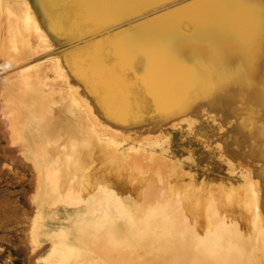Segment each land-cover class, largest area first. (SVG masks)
<instances>
[{
	"label": "bare ground",
	"instance_id": "bare-ground-1",
	"mask_svg": "<svg viewBox=\"0 0 264 264\" xmlns=\"http://www.w3.org/2000/svg\"><path fill=\"white\" fill-rule=\"evenodd\" d=\"M39 1L45 18L46 13L49 16L45 23L48 35L42 34L44 38L57 42L53 36L66 33L71 39L80 37L68 48L50 55L59 53L62 58L65 50L97 42V38L111 32L119 39L116 51L113 47L110 50L115 56L111 62L99 52L102 49L96 48L95 53H88V58L80 57L72 63L71 72L76 78L69 92L82 98L80 104L72 106L82 107L85 115H69V102L66 117L59 119L61 127L70 122H91L96 134L103 137L96 149L88 146L84 152L77 151V159L89 167L81 178H91L90 185L95 189L82 192V199L76 205L72 203L76 206L72 210L45 208L46 216L64 221L65 225L99 222L118 239L131 235L126 228L128 222L147 218L148 227L132 235L137 240L192 238L200 257L198 264H264V0ZM99 25L105 28L99 29ZM130 28L140 31L130 35ZM91 29L99 30L90 34ZM40 41L32 36L25 39L26 59L22 67L32 72L40 64L38 57L45 52L37 47ZM104 54H109V50L105 49ZM145 54L151 65L136 73L152 97L148 113L125 75L126 66L145 65ZM50 55L43 59L54 64L58 56ZM60 62L64 64V58ZM132 96L136 99L135 111L127 109ZM35 99L25 98V116L18 131L21 143L14 153L28 160L37 173L41 132L55 139L56 120L41 125L36 116L40 105ZM165 120L173 125H164ZM179 149L183 153L177 157ZM133 158L145 163V169L131 177L128 162L139 164ZM173 160L179 164L174 166ZM23 165L20 161L17 167ZM170 205L182 207L181 218L168 209ZM56 225L47 224L46 230L34 234V238L39 233L46 239L56 238ZM77 231L70 232L69 238ZM89 239H84V246L80 247L90 250L92 246L86 243ZM66 243L65 247L74 245ZM101 243L97 242L100 246ZM97 244L90 250L96 252L93 256L109 248V243H103L104 247ZM41 245L44 244L39 240H32L30 252L36 253ZM62 246L64 254L58 251L59 246L48 252V264L60 262V253L65 255L70 248L64 250ZM77 250L75 259L78 256L79 260L74 262V252H66L73 259H65L64 264L72 260L80 264L83 256ZM105 252L108 250L103 251L108 255ZM83 253L85 260L92 256L88 253V258ZM93 256L91 260H96Z\"/></svg>",
	"mask_w": 264,
	"mask_h": 264
},
{
	"label": "rangeland",
	"instance_id": "rangeland-1",
	"mask_svg": "<svg viewBox=\"0 0 264 264\" xmlns=\"http://www.w3.org/2000/svg\"><path fill=\"white\" fill-rule=\"evenodd\" d=\"M46 19H49V16L46 13L45 18V13L42 10V6L39 0H0V61L2 62V64H5V67H8L10 71L6 82L4 84L0 83V264H48L47 258L51 260V258H49L48 256H50L49 253L52 251V248L54 246H59L58 251H60L61 245L64 244L62 248L65 247L66 242L67 245L68 243L74 244L64 248V250H66L68 247H70L68 248V251L70 252L66 250L68 255H71L70 253L74 252V255H72L74 256V262L79 260L77 259L78 256H76L75 259V255L78 254L75 251L77 249L80 250L79 254L83 256V259H81V256L79 257L81 259V261L79 262L80 264L85 260L84 258L86 257L83 253L84 251L86 252L85 254L88 258L90 257L88 256V253H96H91V251L93 245L95 243L97 244V242H102L101 246L100 244H97L100 247H104L103 243H109V248L105 247L108 250V252H105L108 253V255L106 254L108 258L103 253V251L107 250H99L98 246L97 250L95 251L98 252L99 250V254H95V256H93L94 254H92L93 258L97 257L96 260H94V258L92 259V261L91 256V258L88 259L90 260V262L86 259V263L108 264L109 262H112V256L113 262L110 264H198L200 261V257H198V251L195 249V247L193 248L192 242L195 241H193L194 239L192 238H188V240L185 241H181V239L176 238L171 240H164L163 242V239L161 241L160 239L152 241L150 239L137 240L135 237H133L132 235L134 233L137 234L138 231H142L148 227L147 218L136 220L134 222H128V226H126V228H128V233L131 235L120 236L121 238L118 239L113 237L112 234H108L109 231H107L106 227L102 226V224L99 222L91 221L89 223L79 224L77 222L75 224L71 222L68 224L66 223L65 225L64 221L51 220L46 216L45 208L51 207V209L54 208L55 210H72L76 207L74 205L80 202L79 200L82 199L83 193L85 191L91 189L93 190L94 187H91L92 185H90V180L92 179L87 178L84 181L81 178L82 175L88 173L89 167L87 163L85 164L77 159L78 154L80 155V153H77V151L84 152L86 149H88V146L96 149L97 142H99V140H103V137L98 136V133L96 134L97 130L94 129L95 127L91 122L88 123L80 121V124L78 123V125H73V122H70L62 127L60 126L63 123L60 124L59 119L66 117L67 113L65 108L69 106V102H71L68 111L69 115H79L78 112H80V114H84L82 111V107L80 108L79 106L78 108V106L76 105V107L73 108L72 106L73 103L80 104L82 101V98H80V96H76V92V94L71 91L69 92L70 87L73 86V79L76 78L75 74H72L71 72V69L73 68L72 63H74L75 61H79L77 59H79L80 57H85L86 59L87 56L88 58V53H95L96 48L102 49V51L99 50V52H102L104 58L106 60L108 58V61L111 62L113 58H115L113 52H115L119 47V39L116 38L117 35L114 34V32H111L108 35L97 38V42H90V44L88 43L85 46H76L77 48H74L73 50L71 49L73 53H71V50H65L64 52H62V54H64V56L62 55V58H60L61 54L59 53L50 55L56 51L68 48L80 37L71 39L70 35L66 33L64 35L53 36V38H55L57 42L49 40L48 38H44V33L47 32L48 35V30L45 26ZM103 26L105 25H99L98 27L99 29L100 27L105 28ZM99 29H97L96 31H94V29H91L90 34L96 33ZM128 30L132 33L133 31L135 33L137 31L132 30L131 28ZM138 31L136 35L138 34ZM135 33L130 35H135ZM31 36L41 39L37 47L43 48L42 51H45L44 54L42 52V54L38 57L40 59V64L38 65L35 72L29 71L26 67H22V65L25 64L26 59L24 50L25 39ZM42 38L44 40H42ZM112 47L115 50L112 49ZM105 49L109 50V54H104ZM111 49L113 50V52L110 51ZM137 50H139V47ZM148 51L151 52V49H148ZM48 55H50V58L58 56L55 60H53L54 64L45 62L46 59L43 58ZM70 57H72V60ZM63 58L65 60V63L68 64L67 66H69L70 68L67 69V66H63L66 64L60 62V60ZM148 58L149 56L147 54L143 55V64L146 62L144 66H138L135 68L134 66H126L125 71H127L125 72L126 74L124 73L129 83L133 85L132 87L134 92L138 95L136 99H139V101H141V104L144 106V110L147 113L152 109V106L150 104V100L152 99V97L147 92L144 83L142 82L140 76L137 75L136 71L138 70V72H143L146 67L151 65L147 63ZM150 63H152V61H150ZM154 63L157 62L154 61ZM154 63L152 66H155ZM144 71H146V69ZM45 77H47V79ZM29 85H31L32 87H28ZM28 89L30 90L28 91ZM29 92L31 94H29ZM33 96L34 98H36L35 100L38 101V106L40 105V107L36 111V116L39 118L40 124L43 126H47L51 121L56 120V136H54L55 139L45 137L46 132H41L42 143L40 146L39 154L41 162L37 173L32 171L31 165L29 164L30 162L28 160L19 158L17 154L14 153L16 147L21 143L18 131L23 124V119L25 116L24 102ZM136 99L132 96V99L130 100L131 103L127 107L129 111H135V109H137V104L134 103ZM87 109L89 108L87 107ZM171 120L175 121L173 117L171 118ZM167 122L165 120L164 125H173L166 124ZM57 126H59L60 128ZM114 127L116 126H113V128ZM80 130H85L86 132L82 131L81 133ZM75 132L78 133V135ZM87 135L89 138L86 137ZM82 136L85 137L83 138ZM92 137H95V140ZM85 138H87L86 140L89 139L88 142L85 140ZM91 140H93L92 144L90 143ZM97 149H99V152H102L101 147H97ZM182 153V150H180L177 157L181 156ZM51 156H53V160H51ZM54 158L55 162L57 163H53ZM16 159L19 161H17ZM165 160H167L168 163H170L171 161L169 158L167 159V157H165ZM165 160L164 162H166ZM20 161H22L24 165L22 167H17ZM132 161L139 162V164L137 162H135L137 164H134L131 162V160L128 162L130 167V173L128 174L131 177H134L135 175H138L137 171L141 169V171H143L145 169V163H142L137 158H133ZM46 162L50 165H48ZM173 163L174 166L179 164V162H175V160H173ZM85 166L87 170L85 169ZM80 191L81 194L79 193ZM74 199L76 200V202ZM72 203L75 204L73 205ZM80 208L82 207L80 206ZM168 209L170 211H175V213L177 212L178 216L184 212L182 207H176L173 205H170ZM39 210H42L43 212L41 214L37 213L41 212ZM128 210L137 211L133 208H128ZM142 211L146 212V209ZM181 216L182 215H180V218ZM50 223H53L55 225L57 224L54 233V235L57 237L46 239V237H44L40 233L44 232L46 230L45 226ZM133 225L134 227H132ZM85 228L88 232L85 231ZM76 229H78L77 233L75 234V236H71L70 238L72 239H70L68 234L72 231H76ZM38 232H40L39 235L34 238V234H37ZM54 235L53 237H55ZM84 236L86 237L83 238ZM62 238H64L65 241ZM73 238H75V240ZM54 239H56L57 241L53 242ZM59 239H62V242H60L61 240L58 241ZM84 239H89L86 241V243L88 242V246H92L91 249L89 247L91 251L87 250V247H80L84 246ZM32 240H39L41 244H44L41 245V249L39 247L36 253L30 252V245L32 243ZM90 240H92L94 244L91 245V243L93 242H91ZM172 240L175 242H173ZM75 241L79 243H76ZM116 243L117 245H119L117 248L114 247ZM167 245H169V247H167ZM183 245L184 247H182ZM83 248H85V250ZM80 252H82L83 255ZM114 252L116 253L114 254ZM47 253L48 255H46ZM62 253H60V262L64 264L65 259L71 260L70 258H72V256H65L63 255L64 253ZM102 254L106 257H104ZM60 262L58 261L55 264H60ZM69 262H67V264ZM71 262L70 264H74V262ZM85 262H83L82 264H85Z\"/></svg>",
	"mask_w": 264,
	"mask_h": 264
},
{
	"label": "crops",
	"instance_id": "crops-1",
	"mask_svg": "<svg viewBox=\"0 0 264 264\" xmlns=\"http://www.w3.org/2000/svg\"><path fill=\"white\" fill-rule=\"evenodd\" d=\"M9 72V68L5 67V64H2V62L0 61V83L4 84L6 82Z\"/></svg>",
	"mask_w": 264,
	"mask_h": 264
}]
</instances>
